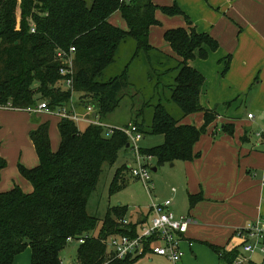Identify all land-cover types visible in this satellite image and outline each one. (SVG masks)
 <instances>
[{"label":"trees","instance_id":"trees-1","mask_svg":"<svg viewBox=\"0 0 264 264\" xmlns=\"http://www.w3.org/2000/svg\"><path fill=\"white\" fill-rule=\"evenodd\" d=\"M158 10L168 16H185L178 5L159 7L153 0H0V109L23 110L46 101L55 110L69 104L73 93L82 92L95 100V109L104 121L119 108L125 90L135 87L131 70L142 64L154 90L125 127L131 124L144 137L162 138L161 144L141 148L142 155L154 158L157 170L195 160L199 156L196 144L217 118L201 104L205 76L189 63L197 56L208 59L211 52L218 51L219 43L210 34L199 33L185 16L188 28L164 33V41L178 61L153 54L156 49L149 37L151 27L160 25ZM117 12L128 30L110 23ZM130 40L135 52L123 72L106 77L119 49ZM71 48H75L73 87L67 89L60 74L65 65L58 54L69 55ZM230 64L228 56L224 73ZM172 105L176 114L169 109ZM196 114L204 115L200 128L183 123ZM230 129L227 125L222 128L232 135ZM58 131L60 148L56 152L49 123H40L30 132L39 164L33 169L19 165L18 169L33 191L25 193L18 185L0 191V264H14L28 249L32 264H63L61 254L69 245L68 238H85L78 247V264H135L140 258L110 259L106 242L111 236L134 235L143 221L125 225L128 206L122 205L109 208L104 221L88 213L104 164L114 165L120 153L129 150L128 137L121 131L107 137L104 128L96 125L79 131L68 119H61ZM7 166L0 145V182ZM125 170L129 172L127 165ZM124 173L115 174L110 195L127 187ZM200 199L190 196L191 206ZM100 221L103 226L95 237ZM213 249L230 264L238 255Z\"/></svg>","mask_w":264,"mask_h":264},{"label":"crops","instance_id":"crops-1","mask_svg":"<svg viewBox=\"0 0 264 264\" xmlns=\"http://www.w3.org/2000/svg\"><path fill=\"white\" fill-rule=\"evenodd\" d=\"M153 2L159 7L178 5L199 33H208L219 43L218 51L211 52L208 59L197 56L189 63L206 78L201 93L202 106L216 111L218 117L195 146V153L199 156L193 161L182 162L186 173V199L179 197L176 189L172 188L166 200L173 201L172 210L177 217L186 216L194 220L182 243V264H230L213 248L236 253V257L245 256L239 232L264 216V141L257 136L264 132V0ZM185 16H168L161 10L156 12L160 25L151 27L149 37L156 49L153 54L178 61L170 46L164 43V33L169 29L188 28ZM110 23L128 30L119 12L112 15ZM228 56H231V64L224 73ZM167 63L170 65L166 62V66ZM95 114L86 110L79 113L86 119H94ZM249 114L254 118L249 119ZM32 116H29L32 119L30 132L43 123V120ZM183 123L200 128L204 124V115L188 116ZM226 125L233 130L232 135L223 133L222 128ZM30 141L35 150L31 138ZM30 150L29 147L31 164L26 163L29 169L37 163L36 157L38 160L36 150L35 158ZM177 164L174 163L175 166ZM12 174L3 172L0 191L13 189L17 181L29 193L20 178ZM190 196L201 199L191 206ZM149 214L150 205L148 213L139 221L147 222ZM150 257L152 264H169L164 257ZM245 257L248 259L246 264H264L261 253ZM14 264H32L31 250L18 255Z\"/></svg>","mask_w":264,"mask_h":264},{"label":"rangeland","instance_id":"rangeland-1","mask_svg":"<svg viewBox=\"0 0 264 264\" xmlns=\"http://www.w3.org/2000/svg\"><path fill=\"white\" fill-rule=\"evenodd\" d=\"M88 1L92 2V0ZM160 41H163L161 37ZM130 42L126 43L123 48L119 50L117 61L112 68L106 71V77L119 75L123 72L125 66L130 61L135 52V43L131 40ZM145 71L146 68L144 69V66L142 64L133 65L131 70V81L133 84H135V87H131L125 90V96L119 108L104 119V122H106L108 125L112 124L118 127L127 126L130 122H132L133 117L136 115V113L142 109L145 98H147L148 95L152 94L154 90V83L151 84L148 82L147 78L145 77ZM144 92L146 93V95H144ZM70 102L74 103L75 110L78 114L83 113L89 105H92L94 108H96L95 100L86 96L82 92L74 93ZM169 109L170 111L174 112V114L178 112L173 105L170 106ZM210 113L215 115L216 118L218 117L216 111L211 110ZM29 116L31 115L25 111L0 110V143L2 144V156H5L4 158L8 162V166L4 169L3 172L13 173L12 175L14 176L17 175L24 185V188L26 190H30L29 193H31L33 191L32 185L24 178H22L18 171L19 165H23L26 168H29L26 166V163L31 164L30 158H28L29 147L31 148L30 151L32 157L33 155L34 158L36 157L35 150L29 137L32 120ZM33 116V118H39L43 120V122L50 124V139L51 145H53L52 149L55 152L58 151L60 148L58 124L60 123L61 118L59 116L50 114ZM88 126V123H78L79 131L85 130V128H87ZM162 142L163 141L161 137H145V139L141 142V146L158 145ZM36 161L37 163L35 165L32 164L33 167H30V169L38 166L37 157ZM151 164L152 167L150 169L152 182L150 184L153 190L150 194L144 188L143 184L131 175L130 171L128 172L125 170V173L123 172L125 165H131L134 167L137 165L136 155L133 151H131L130 149L127 151H122L120 153L118 161L114 165L105 163L98 187L92 194L89 201L88 213L91 216H95L99 220L104 221L109 208L119 205L128 206L125 220L131 222H139V219H142L144 215L148 213L151 199L154 196L157 198L158 202H164L166 201V195H171L172 188H175L177 191V195L186 199L184 188L186 183V173L184 164H182V162H178L176 166L174 164L172 166V163L166 164L159 167L156 172L152 170L154 167H156L155 160H153ZM117 172L120 174H125V177L128 180L127 187L114 195H110V185ZM16 184L20 186L17 181ZM102 221L98 223L97 228L93 233L95 237H99L100 235V230L103 226ZM78 246L79 243L75 241L73 243H70L65 248V250L61 254L63 264H78L77 254L75 253V250ZM72 249L73 252H70V250ZM249 255L250 254L245 253V256ZM150 259L151 257L147 256L139 259V261H137L135 264H152L150 262Z\"/></svg>","mask_w":264,"mask_h":264},{"label":"built area","instance_id":"built-area-1","mask_svg":"<svg viewBox=\"0 0 264 264\" xmlns=\"http://www.w3.org/2000/svg\"><path fill=\"white\" fill-rule=\"evenodd\" d=\"M32 33L36 30L33 28ZM75 53V48H71L70 56L64 52L58 54L65 65L60 71L62 77L65 78V88L72 89L74 66L72 55ZM74 94V93H73ZM30 115L50 114L59 116L61 119H68L74 121L76 124L85 122L88 125H96L104 128L107 137L113 135L115 131H121L126 134L129 139V149L136 155L137 165L128 166L131 175L140 181L144 188L152 193L151 186V162L154 160L151 156H145L141 153V142L145 137L140 133L134 125L128 127H118L115 125H108L104 122L92 105L87 106L88 113H96L94 119H86L81 117L75 110L74 103L59 107L52 110L49 103L43 101L36 107H30L23 110ZM249 119H253L254 115L249 114ZM258 137L264 141V132L257 134ZM175 191V190H174ZM173 201L167 199L164 202H158L156 197L151 199L150 214L148 221L143 222L137 228L134 235H115L107 239L108 257L113 260H125L127 258H144L147 256H159L168 260L169 264H181L184 252L182 250V243L186 236L188 229L194 220L190 217H177L172 210ZM131 221H124L127 225ZM137 223V222H136ZM242 238V249L246 254L261 253L264 255V216L259 217L255 221L249 223L242 231L239 232ZM68 243L77 241L79 245L85 243V238L74 239L68 238ZM248 259L239 255L236 257L234 264H246Z\"/></svg>","mask_w":264,"mask_h":264},{"label":"water","instance_id":"water-1","mask_svg":"<svg viewBox=\"0 0 264 264\" xmlns=\"http://www.w3.org/2000/svg\"><path fill=\"white\" fill-rule=\"evenodd\" d=\"M127 148H129V144L127 145ZM172 166H173V164H172ZM154 172H156L157 171V168H153L152 169Z\"/></svg>","mask_w":264,"mask_h":264}]
</instances>
